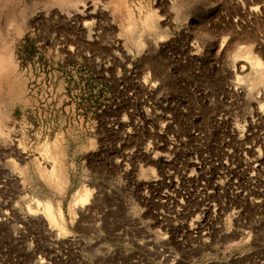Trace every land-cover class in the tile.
Returning <instances> with one entry per match:
<instances>
[{
	"label": "rangeland",
	"instance_id": "rangeland-1",
	"mask_svg": "<svg viewBox=\"0 0 264 264\" xmlns=\"http://www.w3.org/2000/svg\"><path fill=\"white\" fill-rule=\"evenodd\" d=\"M252 55L263 0H0V264H264Z\"/></svg>",
	"mask_w": 264,
	"mask_h": 264
},
{
	"label": "bare ground",
	"instance_id": "bare-ground-1",
	"mask_svg": "<svg viewBox=\"0 0 264 264\" xmlns=\"http://www.w3.org/2000/svg\"><path fill=\"white\" fill-rule=\"evenodd\" d=\"M263 2H264V0H263ZM85 10L82 12V14L80 13L83 17L90 18V17L95 16V14H96L95 8L92 9L91 11H85ZM249 10H250V12L256 13L258 10V7H251ZM147 22L148 23L150 22V26H152L151 19H147ZM82 24L84 27H88V28L91 27V24L89 22L84 21ZM139 50L140 51L142 50L141 46L139 47ZM250 63L255 68V70H253L254 71V77H255L254 79H257L258 81H260V80L262 81L263 80L262 76L264 75L263 63L256 56H253V55L250 57ZM238 67H239L238 69L240 71H244L246 69L245 64H241ZM234 131L239 138H242L244 136L243 129L236 127L234 129ZM248 148H250V147H248ZM256 165L258 166L259 164H256ZM256 165H253L251 167L252 171L256 170V167H257ZM247 167H249V165ZM88 196H89V193L86 189H83L78 195L75 194L73 196V198L71 199L69 206H68L69 212L71 213L73 218H75L77 214H79V213L83 214L85 212L84 211L82 213V211H83L82 208L84 206H86ZM31 203L32 204L27 205V208L25 210L26 212L22 213V218L27 217L30 220H39L41 222V224H43V225L47 224L50 228L51 227H55V228L57 227L58 228L57 236L61 239L66 238L65 229L62 225L63 224V212H62V209L60 207V204H57L56 207H53V205L49 201H40L38 199H34ZM124 217H125V221H127V222H133L134 221L133 217L131 215H128V213H126V215ZM45 227H46V225H45ZM41 263H42L41 260L36 261V264H41Z\"/></svg>",
	"mask_w": 264,
	"mask_h": 264
}]
</instances>
